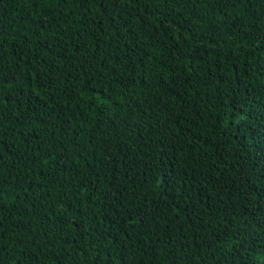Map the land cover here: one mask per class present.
<instances>
[{"label":"trees","instance_id":"trees-1","mask_svg":"<svg viewBox=\"0 0 264 264\" xmlns=\"http://www.w3.org/2000/svg\"><path fill=\"white\" fill-rule=\"evenodd\" d=\"M0 264H264V0H0Z\"/></svg>","mask_w":264,"mask_h":264}]
</instances>
